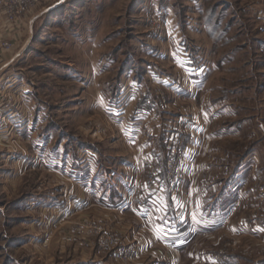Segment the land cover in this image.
I'll use <instances>...</instances> for the list:
<instances>
[{
  "label": "rangeland",
  "instance_id": "rangeland-1",
  "mask_svg": "<svg viewBox=\"0 0 264 264\" xmlns=\"http://www.w3.org/2000/svg\"><path fill=\"white\" fill-rule=\"evenodd\" d=\"M203 2L205 17L230 9L231 32L211 30L208 40ZM260 4L42 1L27 47L0 74V264H138L137 233L151 238L156 264H230L229 254L262 263L264 223L248 237L245 205L213 202L229 170L205 185L196 177L199 162L216 156L225 169L246 151L241 140L204 138L219 127L203 121L222 115L213 106L229 102L234 83L240 104L260 97L264 10L248 14ZM233 37L250 42L248 56L230 58Z\"/></svg>",
  "mask_w": 264,
  "mask_h": 264
},
{
  "label": "crops",
  "instance_id": "crops-1",
  "mask_svg": "<svg viewBox=\"0 0 264 264\" xmlns=\"http://www.w3.org/2000/svg\"><path fill=\"white\" fill-rule=\"evenodd\" d=\"M45 1L46 0H43V2ZM251 4H253V2H251ZM228 7L229 6H227V9H229ZM39 9L40 8L35 9L34 11L22 16L20 18V21L14 24H8L5 21L2 11L0 10V74L2 71L3 72L5 71L4 73H6V71L9 69L11 64H13L16 61V58H18V56L22 53V51L27 47L29 43V35H30V30L32 28V22L36 18L35 15H37V13L40 11ZM212 10L213 11L210 12L212 14V17L209 16V14L205 17L204 15L207 14L206 13L207 7L203 2V7L201 8L199 13L200 15L199 23L203 26L204 34L207 38H209L208 40L211 39L208 36V32H211V30L231 32L233 26L238 22L235 19L233 21L230 20V22L228 23L225 22V20L223 21V16L228 15L227 13H230V9L229 10L225 9V12L224 11L221 12V9H215V10L212 9ZM262 10H264V4H260L259 6L255 5L248 9V14H255L256 12H261ZM215 14L217 15L216 17ZM39 15L40 14H38L37 16ZM209 21H212V23L210 24ZM5 41L12 44V47L10 49H6L3 47L2 44ZM211 41H213V39H211ZM236 41H237L236 37L235 38L233 37V39L228 38L227 51L228 53L230 52L229 53L230 58L234 56L233 59H235L236 58L235 55L237 54L238 50H242L243 54L248 56L247 54L253 49L251 47L252 45H250V42L242 41L243 44L241 45ZM260 45L264 46V43H261ZM220 66H221L220 63L216 61L213 70L219 69ZM258 71L261 77L262 75L264 76V70H258ZM252 88L253 87H250L249 89L251 91L253 90L252 95H254L255 89ZM240 92H241L240 88H238V86H236V83H234V90L232 91L231 98H229L228 100L229 102H227L226 98H221L219 96L217 100L218 103L221 105L213 106L214 110L218 109V111L220 112L222 110L221 112L222 115L220 114L221 116L218 118L209 119L208 122L203 121V123L204 126L212 125V127H219L218 131L213 129V131L215 132L212 136L205 135L204 138L207 137V140H209L210 137H212L213 139L215 138L223 139L226 137L228 139L234 138L237 140H241L245 144L246 151L244 155L240 157L236 156L235 158L238 160L236 162L230 161L229 166L226 167L225 169L217 166L216 156H214V162L211 161L212 157L211 158L209 157L207 159L208 160L207 162H205L206 161L205 160L203 162L198 163V168L196 170V177L198 181L197 186H199L200 184L205 185V178L208 177V175L211 174L216 175L217 170L219 171L229 170L228 184L225 183V186L226 185L227 186L226 187L223 186V188L220 189L222 190V193L220 192L219 196L216 195V197H214L213 202L216 203L215 204L216 206H219L221 204L220 202L223 201L226 196H228L229 201L227 203V206L230 208V210L231 209L235 210L239 208L241 205H245V208L248 211V213L247 216L246 215L244 216V218L241 217V221L239 223L244 224L243 227L245 230V235H247L248 237L255 238L256 236L260 237L259 236L260 234H256V230L260 229L261 224L264 223V81L261 84V89L259 92L260 97L258 98V100L253 102L252 106H250L251 104L242 105L238 102L240 97ZM246 98L248 99L249 102L252 101V99L249 96H246ZM215 102L217 101H214V103ZM27 107H28L27 111L33 109L31 104H28ZM226 111L229 114L228 119H224L222 117L223 114L226 113ZM33 120L36 121L35 124L37 126L39 122L38 119H33ZM42 127L43 125L41 126V128ZM35 131L29 135L32 141H36V139H39L40 137L38 131L36 132ZM156 153L157 152H155L154 150L150 151L149 160L158 161V157L154 156L156 155ZM204 153L205 151L202 153V156ZM201 164L203 167L200 166ZM206 164L208 166H206ZM192 171H190L189 168L184 170V172L186 173V174L184 173V175L186 176L185 180L187 182L188 180L190 181L189 174L192 175L193 173H195L194 170ZM218 178H220V175H218ZM93 179L94 176H92L91 180ZM88 180H90V178H88ZM224 180L225 179L223 178L219 181L223 182ZM215 182H218V180H216ZM95 186H97L96 182H95ZM204 197L205 196L203 195L202 200ZM87 199H88L87 196H85L84 201H86ZM202 200H200V204L204 203L202 202ZM136 235L137 236L134 235L133 238L137 240L136 246H137L138 258L140 260V262L138 261L139 262L138 264H156L155 262H150L151 257L153 256L154 253L153 251L155 249V245L151 244V238L147 237L148 241H145L146 238L141 236V234L137 233ZM180 235L182 239H185V235H186L185 232H182ZM189 245L190 243L184 241V243L181 244L180 246H182L181 247L182 249H187ZM227 257L230 260V264H243L238 256L235 257L234 255L229 254L227 255ZM260 264H264V261Z\"/></svg>",
  "mask_w": 264,
  "mask_h": 264
},
{
  "label": "built area",
  "instance_id": "built-area-1",
  "mask_svg": "<svg viewBox=\"0 0 264 264\" xmlns=\"http://www.w3.org/2000/svg\"><path fill=\"white\" fill-rule=\"evenodd\" d=\"M43 0H0V10L2 11L5 21L8 24H14L20 21V18L41 5ZM3 47L10 49L12 44L5 41ZM264 55V49L262 50ZM4 121L0 120V129L4 126ZM152 178V177H151ZM219 264H227L226 262H219Z\"/></svg>",
  "mask_w": 264,
  "mask_h": 264
}]
</instances>
